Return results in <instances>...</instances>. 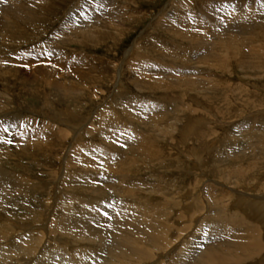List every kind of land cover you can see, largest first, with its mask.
<instances>
[{"label":"bare ground","instance_id":"1","mask_svg":"<svg viewBox=\"0 0 264 264\" xmlns=\"http://www.w3.org/2000/svg\"><path fill=\"white\" fill-rule=\"evenodd\" d=\"M130 1L120 0V6L124 8L123 12L117 11L113 16L108 17L109 19H103L100 14L107 12L116 2L119 4L117 0L87 2L84 6V15L82 14L83 16L81 17V15L75 16L74 13L70 14L69 20H66L63 28H60V36L57 39H61V44L66 47L70 46L72 37H75V40H73L75 43L82 46L84 44L96 46L98 42L100 43L106 39H111L113 42L116 41L127 31V28L123 26L125 24L128 25L130 19L134 20L132 23H136L147 14L138 13V16H135L134 12L131 13ZM134 1L136 2V0ZM215 1L221 3L211 5L210 1L202 0L203 9L199 6L200 10L208 11L210 18L207 16V19L202 21V25L207 32L199 33L200 31H196V26H194L197 23L199 25L198 18L193 14L194 10L191 2L194 1L170 0L168 6L170 5L173 8L172 11L177 10L179 13L171 11L167 13V21L170 22V27L164 30L167 31L168 36L175 39L174 41L177 40L176 43L182 42L184 45L181 43V46L177 48L178 53H176L179 55H175V51H173L175 48L169 49L173 51L174 54L172 55L170 51L160 49L161 47L157 44H162V42L154 40L157 47L155 51H157L156 54L161 53L165 57L168 56V60H174L175 62L176 60L178 61L179 56H182L181 65L185 67V70L181 65V67L172 68L152 61L150 56L144 55L146 52L139 54L137 51L138 47H132L129 54L130 56L136 54V61L129 63V67H131V82L134 83L137 89L140 91L149 90L150 92L162 90L161 95L166 100H169L170 96L182 100L181 98H184L185 95L183 93L188 92L190 95L189 100L199 103L204 108L201 103L205 101L202 99L206 98L211 101L227 88V85L221 81L223 79L222 75L218 72L221 70L230 72L232 62H236L242 70L243 68L246 69V60H248L246 67L249 68L247 69L254 68L257 71L260 69V72L261 69L264 70V0H252L245 6L237 5V0ZM59 2L57 4L56 0H0V28L10 37L17 36L21 42L28 43L33 36H29V32L27 34L24 32L25 27L38 24L47 26L52 24V19L56 22L54 19L56 6L65 5L68 1L62 0ZM226 2L228 3L225 4ZM198 4L200 5V3ZM233 6L236 7V10L241 9L239 11L241 15L238 13L239 17L236 15L237 13L231 14H235V17L237 16L238 18H234L231 15L226 16V8L230 7L232 11ZM185 14H188V17L184 16ZM215 14L223 18L221 21L225 22L229 18L231 20L232 17L233 21H235H230L231 25L229 24L228 26L217 23L209 24V20H213L211 16ZM105 20L108 21L104 23ZM73 22L78 23L75 27L69 28L68 25L74 24ZM208 25H213L214 31L209 32ZM155 26L161 27V22ZM162 26L166 27L165 24ZM173 26H178L181 31L172 28ZM181 26L183 29L180 28ZM105 27L107 29H103ZM37 28L40 30L39 34L43 37L46 31H44L45 27L39 29L38 26ZM224 31L226 32L224 33ZM252 31H255L253 35H251ZM242 32L246 33L245 36H240ZM55 34L58 33L55 32ZM53 40L56 41L55 38ZM186 45L190 47L187 46V49H184L182 46ZM248 52L253 59L248 58L249 56L247 57ZM56 54L54 53V55ZM171 64L174 63L172 62ZM200 64L202 67H200ZM215 68L219 71L215 70ZM91 69L85 70L84 76L82 75L83 72H81L80 75L84 77L83 82L88 84L89 89H92L95 84L104 85L105 80L100 76L103 74L96 71V73H93L94 71ZM56 82L58 83V81ZM220 85L221 87H219ZM4 88L6 89L7 87L5 86ZM68 88L70 87L68 86ZM179 89L184 92L181 90L183 93H180ZM177 90H179V93ZM4 91H0V117H4L6 112H8L5 110L10 106V99ZM58 92L61 93V96L66 97L65 91L61 92L59 89ZM83 92L85 93V91ZM73 93H76V91H73ZM87 102L90 103L89 99ZM47 103L46 105H48ZM132 106L128 104L124 114L127 113L129 119L141 120L146 127L144 129L149 128L150 132H155L156 138H152V136H147L148 138H146L144 134H141L143 132L140 133L129 126L128 129L117 131L116 135L111 134L106 137V140H103V142L113 147V149L109 148L113 151L112 153H107L108 150L106 152L103 149L99 150V148H92V151L81 150L83 145L79 148L80 151L78 148L70 147L68 154L64 153L67 154L66 156L61 155V165H63L65 171L61 176V180L62 178L64 179L63 181L60 180V182H62V191L64 190L63 193L65 194L56 195L58 197L53 201V204H55H52V207L50 206L49 213L33 211L29 209L31 207L23 208L14 205L16 215L13 217L20 219V221H7L0 224V242L6 243L5 245L0 244V264H264V183H258L261 177L258 178L256 176L259 170L264 168V138H261V141L250 144L255 156H259V159L257 157L254 158V164H248L252 159L249 160L245 157L244 152L240 154V146L235 148L226 146L222 150L215 148L213 153L215 163L211 172V176L215 177V180L206 179L210 182L203 180L201 185L195 184L196 182L192 185L193 182L191 181L189 188L181 189L177 188L176 185L178 183L173 182L172 179L171 181H166L165 179L157 178L159 176H149L148 178L140 179L137 174L151 169L154 160H160V162L163 160L161 164L172 160V155L169 153L170 150L165 149L164 144L168 143L169 146L176 145L175 147L180 150L179 146L189 141V139L196 143L199 139V130L196 131L197 126L195 125L203 120L202 113L186 105V113L189 111L190 116L186 123H183L182 121L185 118L181 117L180 114L170 118L168 117L170 110L167 111L164 105L160 106L156 102L146 100V98L139 100L136 97ZM205 108L207 111L210 110L208 105ZM177 110L180 111L178 108ZM177 110L175 109V111ZM194 112L197 113V116L193 114ZM154 113H156L155 117ZM103 115L105 116V114ZM157 115H159V118ZM111 116L108 119L104 118L105 121L103 119L106 125L110 127L108 129H111V125L115 126V123H113L114 118ZM18 118L21 119L20 117ZM155 118H158V120L155 123H151L150 121ZM6 124L7 122L0 118V141L1 144L4 143V146L5 144H10L11 146L12 143L9 140V136L15 129L14 127L12 129L7 127V130H5ZM34 124L36 123L31 122L30 124L29 120L25 121L24 119L21 122L23 127L20 125V128H34ZM53 124L55 125V122ZM74 124H76L75 121ZM139 124L143 126V124ZM37 129H43L44 132L39 130L31 134L28 131L30 134L28 136L34 135L36 137V144L34 143V145L37 146H31L30 149L26 142L29 137H25L26 135L21 136V143H18L17 146H21L22 151L30 152L34 156L33 159L31 157L32 160L30 159L31 163L38 160L48 163L47 159H54L56 152H59L56 148L64 145V138L67 133L53 125L45 128L37 125ZM45 130L48 132H45ZM14 132L13 135L15 136ZM206 132L208 133L209 131ZM40 134H45V138ZM197 135L198 139L195 140ZM38 136L46 139L45 145L42 139H37ZM77 136L76 133L73 135L74 142L77 140ZM212 138L210 136L207 138L210 140L206 141L209 150L213 149V143L214 146L218 144H215L217 139L215 137ZM211 139L213 140L212 143H210ZM208 148H205V150H208ZM236 148L237 151L233 150ZM209 150L208 152L210 153L211 151ZM199 151L201 152L200 149ZM200 152L197 150L196 153L198 154H195L201 155ZM6 154L0 150V209H4V214L8 212V215L9 211H11L6 204L8 200L19 202L20 200L17 201V198L19 199V197L21 198L28 193L29 196L30 192L34 193L35 190H41L44 187L43 185L47 188L48 183H50L47 181L51 179L46 181L45 179L47 178H42L41 180L46 181L43 182L39 180L40 177L37 179L35 175L34 178L36 177L35 180L37 181H33L24 177L23 174L20 175L14 171H9L1 162V157ZM73 155H80L78 158L81 157V159H76ZM228 158L234 161L229 159L230 163L226 162ZM77 162L81 164V170L83 169L84 175L79 173L82 171H74L72 170L73 166L70 167L73 164L74 166L77 165ZM174 162L178 163L177 165L174 164L176 167L182 164L178 161ZM105 163L110 164L104 166L103 164ZM244 163L248 164V166ZM51 166L49 167L48 165L45 167L46 169L44 168V171L41 170L40 172H43L46 176L49 175V178H51L49 171L54 172V167L52 168ZM91 167H95L96 170ZM60 169L62 168L59 167V171ZM107 176L109 178L113 177L116 182L109 183L105 179L101 181L102 178ZM75 178H79L76 182H79L78 185H74ZM195 178L196 176L194 175V178L191 179L194 180ZM149 179H152V181L147 183ZM97 180L98 183L95 182ZM227 183L234 184L237 187H244V190L251 193H240L239 197L234 198L226 191ZM250 185L253 186L250 188L245 187ZM71 187H76V189L74 191L69 190L72 189ZM173 189H175V194L170 193ZM75 191L79 195L75 194L77 193ZM79 191H84V194ZM142 193H155L159 196H147V199H145L141 195ZM34 196L37 198V195ZM117 196L124 203L115 206L108 202ZM154 197H159L158 199L160 200H154ZM14 202L11 203L13 204Z\"/></svg>","mask_w":264,"mask_h":264},{"label":"rangeland","instance_id":"2","mask_svg":"<svg viewBox=\"0 0 264 264\" xmlns=\"http://www.w3.org/2000/svg\"><path fill=\"white\" fill-rule=\"evenodd\" d=\"M59 1H62V0H58V1L56 0V3L57 4L60 3ZM67 1L68 2H66L65 5L62 4L61 6H58V5L56 6L57 8L54 10V19L56 20V22H54L52 19V22H51L52 24L47 25V26H45L44 24H38L36 26L32 25L31 27L30 26L25 27L24 32L26 34L29 32L28 35L33 36L31 41H28V43L21 42V40L17 36L10 37L8 34H6L0 28V73H1L0 74V77H1L0 78V88H1L0 91H4V89H5L4 87L5 86L7 87L4 92L9 97V99H10L9 105L11 106V107L8 106L9 108H7L5 110V111H8L9 113L8 112H6V114L4 113L5 114L4 117H0V118H1V120H5L7 122L6 126L3 125L6 127L5 130H7V127L11 128V129L14 127V129H15L14 131L16 132L15 133L13 131L15 136L13 135V132L10 133V136H9V140L13 145L11 144V146H10V144H5V146H4V143L1 144V141H0V145H1L0 150L4 153H7L3 157H1V160H2L1 162L6 166L5 168H7L9 171H14L16 173H19L20 175L23 174L24 177L30 178L33 181H37V180H35L36 177H37V179L40 177L39 180H41L42 178L43 179L47 178V179H45L46 181L48 179L52 180V181L51 180L47 181V182H50V183H48L47 188H45V185H43L44 187L41 188V190H38V191L35 190L34 193L30 192L29 196H28V194H29L28 193L27 195H24L21 198L19 197V199L17 198V201L20 200L19 202H16V201L14 202V201L8 200V202L6 204L8 205L9 210L11 209V211H12V212L9 211V214L11 216L9 214L7 215L8 212L6 214H4V212H5L4 209H0V214H1L0 215V224H2V222H7V221H16V222L20 221V219H16L15 217H13L16 215V213H15L16 210L14 209V205L15 206L17 205L18 207L21 206L23 208L31 207L29 209H32L33 211H38V212H42V213H49V209H50V206L53 204V201H55V199H57L58 196H61V193L64 192V190L62 191V182H60L61 176H62L63 172L65 171V169L63 168V165H61L62 164L61 157L64 155L66 156L68 154V150L70 149V147L71 148L75 147L76 149L78 148V150H79V148H81V146L83 145L81 150L85 149L86 151L87 150L92 151V148L93 149L99 148V150L103 149L105 152H106V150H108L107 153H112L113 151L111 149H113V147L108 145L107 143L103 142V140L104 139L106 140L107 139L106 137L111 135V134L116 135L117 131L128 129L129 126L133 127L134 130H137L140 133L143 132L141 134H144L146 138H148L150 136H152V138H156L154 135L155 132H150L148 130L149 129L148 127H147L148 129H144L146 127L142 123L141 120L140 121L137 119L133 120L134 118L129 119V117L127 116V113L124 114L125 113L124 110L127 108L128 104L130 106H132V103L134 102V99L136 97L139 100H141L142 98L143 99L146 98V100L148 99L149 101L156 102L160 106L164 105L165 109L167 108V111L170 110V112H168L169 113L168 117L171 118L174 116H179V114H180L181 117L185 118V120L183 119V121H182L183 123H186V120H188L189 116H190L189 111H187V113H186V110H187L185 108L186 105L190 106L191 108L197 109V111L199 110V112L202 113L201 116L203 119V120L199 121L198 123H196V125H195V126H197L196 131L199 130V134H198L199 139H198V135L196 136L197 138H195V140L198 139L196 141V143H194L191 139H189L190 142L187 141V142H185L186 144L183 143L182 145L179 146L181 151L175 147L176 145L175 146H172V145L169 146L168 143L164 144L163 145L164 148L170 150L169 153L172 155L171 156L172 160L165 161L163 164H161L163 162L162 159H161L162 162H160V160H154L152 163L151 169H148V171H146L147 173L142 171L141 174H137L138 178L142 179V178H148L149 176L150 177L151 176H153V177L159 176L157 178H162V180L165 179L166 181L167 180L171 181V179H172L173 182L178 183L176 185L177 188H181V189L189 188V186H191L189 184L192 182H193L192 185L195 182H196L195 184L201 185L203 183V180L204 181H207L206 179L215 180V177L211 176L212 175L211 172L214 168V163H215V159H213L214 149L220 148L222 150L226 146L228 148H231L232 146L234 148L240 146L239 147V152L241 151L240 154H242L244 152V155H246L245 157H247L249 160L252 159V160H250L251 162L250 161L248 162V164H254V158L255 157L258 158L259 156L258 155L255 156V154H254L255 152L253 153L250 144H253L257 141H261V138H264V70L263 69H261V72H260V69H259V71H257L256 69L251 68V67H250L251 69H247V68H249V67H246L249 61L246 60V65H245L246 69L243 68L241 70V68L239 67V65L236 62L231 61L232 66L230 67L231 68L230 72L225 71V70L224 71L221 70L220 72H218L222 75L223 79H221V81H223L227 85V88L225 89L224 92H220L219 95H217L218 96L217 98L214 97V99L211 101H209L206 98L202 99L203 101L206 102V103L205 102L201 103L204 108H202V106L199 105V103H196L195 101L189 100L190 95L188 94V92L186 93L182 89H179L180 93L184 92L183 95L185 94L184 98H181L182 100H178L174 96H170L171 98L169 97L168 98L169 100H166L164 98V96L161 95V93L163 92L162 90H158L156 92H154V91L150 92L149 90H146V91L141 90L140 91L139 89H137L135 87L134 83L131 82V73H130L131 67H129V63L136 61V59H135L136 54H134V55L132 54L133 56L132 55L130 56V54H129V51H131L130 49H132V47H134V48L138 47L137 51L139 54H143L146 52L144 55L150 56L152 61L162 63V65L163 64L168 65L172 68L173 67L178 68V66L179 67L183 66V65H181L182 64V62H181L182 56H179L178 61L176 60V62H175L174 60H172V61H170V59L168 60V56L165 57L161 53L156 54L157 51H155V49L157 48L156 42H162V44H159V43L157 44L158 46L161 47L160 49H163V51H170L171 52L170 54H172V55L174 54L173 51H175V55H179V54H177L178 53L177 48L181 46L182 42L176 43L177 40L174 41L175 39L168 36L167 31L164 30V29L167 30L170 27V22L167 21V19H168L167 13L170 11L179 13L177 10L172 11L173 8L170 5L168 6L170 0H136V2L134 0H131L130 1L131 13L134 12L135 16H138V13H147V14L144 15L143 17H141V19L138 18L139 20L137 19L138 22H136V23H132V22H134V20L130 19L128 21V25L125 24L123 26V27L127 28V31L119 39H116V41H114V42L111 39H106L105 41L103 40L100 43L98 42V44L96 46L86 45V44H84L82 46V45L75 43V41H73V40H75V37H72V41L70 42L69 47H66V46H64V44H61V39H57V37L60 36L59 35L60 28H63L65 21L69 20L70 14L74 13L75 16L81 15V17H82L84 15V6L87 4V2H97L98 0H67ZM117 1L119 4H117V2H116L115 5L112 6L109 10L107 8H104L108 11L104 12L103 14H100L103 19L108 18L111 15L113 16L114 13H116L117 11L123 12L124 8L120 6V0H117ZM191 1H194V2H191L193 4V6H192V9L194 10L193 14L199 20V25H198V23L196 25H194V26H196L195 30L200 31L199 33H206L207 31L204 28V26L202 25V21H205L207 19L208 11L206 12V11L200 10V7L202 8V5H201L202 0H191ZM208 1H210L211 5H213V4L218 5L221 3L218 1L216 2L215 0H212V1L208 0ZM250 1H252V0H237V5L240 4V5L245 6L247 3L249 4ZM198 3H200V5ZM227 3L228 2H226L225 4H227ZM226 9H227L226 10V13H227L226 16H229L232 13H237L236 15L238 16L239 11L241 10V9L236 10L235 6H233L232 11L230 10V7H227ZM254 9H257V8H254ZM209 11H212V10H209ZM77 12H80V13H77ZM212 12H214V11H212ZM244 13H245V11H244ZM242 14H243V12H242ZM52 15H53V13H52ZM239 15H241V14L239 13ZM49 16H51V15H49ZM66 16H67V19H66ZM184 16L188 17V14H185ZM231 16H234V18L239 17V16L235 17V14L231 15ZM249 16H251V15H249ZM95 17H97V16L95 15ZM208 18H210V17L208 16ZM211 18L213 20H209L210 21L209 24L217 23L220 25L228 26L229 24L231 25V22L233 21V17L231 18V20L229 18V20H227L225 22L221 21L223 18H220L218 16V14L211 16ZM106 21H108V20H105L104 23ZM159 22H161V27L155 26ZM188 22H189V20H188ZM73 23L74 24H72V25H68V27L69 28H72V26L75 27L78 22H73ZM163 24H165L166 27L162 26ZM38 26H39V29L40 28L42 29L43 27H45L44 31L45 30L46 31L44 33L45 35L43 34L44 35L43 37H42V35L39 34L40 30H38V28H37ZM172 28L179 30L178 26H173ZM180 28H182V26ZM207 28H208L209 32L214 31L213 25H210V26L208 25ZM103 29H107V27H105ZM179 31H181V30H179ZM55 32L58 34H55ZM225 32L226 31H224V33ZM254 32L255 31H252L251 35H253ZM245 34L246 33L242 32V33H240V36H245ZM54 38L56 41L53 40ZM154 40L156 42H154ZM159 40H161V41H159ZM135 42L137 45L134 44ZM169 43H171V44H169ZM51 45L52 46L55 45V46L52 47ZM187 46L190 47L189 45L182 46V47L184 49H187L186 48ZM172 48H175V49H173V51L169 50ZM61 50H63V51H61ZM53 52L57 53V54L54 55ZM247 57L250 59H253L251 57V55H249V52L247 53ZM247 57H246V59H248ZM172 62L175 65L171 64ZM84 63H86V64H84ZM94 64H95V66H94ZM196 65H197V62H196ZM200 67H202L201 64H200ZM86 68L87 69L92 68L91 70L94 71L93 73L98 72V73L103 74L100 76H102L104 78L103 80H105L104 85L95 84V86H93L92 89H89L88 84L83 82L84 77H82V75L84 76V74H85L84 73L85 70H87ZM182 68L185 70L184 66ZM17 69H19V70H17ZM82 69H84V70H82ZM7 70H10V71H7ZM215 70H218V69L215 68ZM254 71H256V72H254ZM81 72H83L82 75H80ZM120 72H121V74H120ZM56 81H58V83ZM48 83H50L49 86H48ZM68 86L70 88H68ZM91 86H92V84H91ZM219 87H221V85ZM13 88H14V90H13ZM59 89L61 92H64V91L66 92V97L61 96V93L58 92ZM77 89H79V90H77ZM179 90H177L178 93H179ZM181 90L183 92H181ZM73 91L74 92L76 91V93H73ZM83 91H85V93ZM86 91H87V93H86ZM80 92H82V93H80ZM177 92H175V94H177ZM240 93H242V94H240ZM58 94H60V95H58ZM68 96H70V97H68ZM88 99H89L90 103L87 102ZM79 100L81 101V105L83 104L82 106L80 105ZM261 100H263V101H261ZM75 102H76V104H74ZM46 103L48 105H46ZM51 104H52V106H51ZM206 105H208V107L211 111L210 110L207 111V109L205 108ZM123 107H125V108H123ZM177 108L180 111H178ZM175 109L177 111H175ZM84 110H86V111H84ZM182 110H184V111H182ZM5 111H3V112H5ZM102 114H105V116L106 115L107 116L106 117L104 115L102 116ZM155 114L156 113L153 114L154 117H155ZM193 114L195 116H197L196 112H194ZM0 115H1V113H0ZM45 116H47V117H45ZM110 116L114 118L113 123H115V126L113 127V125H111L112 126L111 129H108L110 127H108L106 125V122H104V121H105V119L110 118ZM18 117H20L21 119H19ZM157 117L159 118V115H157ZM67 118H68V120H67ZM78 118H79V120H78ZM158 118L157 119L155 118V119H153V121L151 120L150 122L155 123L158 120ZM24 119H25V121L29 120L30 124H31V122H33V123H36L37 125H39L40 127H44V128L50 127L53 125V126H56V128L61 129L67 133V136L65 137L67 139L65 140V138H64V143H63L64 145H61L60 148H56L57 150H59V152L58 151L56 152V157H54V159L53 158L47 159V161H49L48 162L49 164L45 163L44 161H39V160L33 161L31 163V160L34 158V156H32L30 154V152L22 151L23 149L21 146L20 147L17 146L18 143L19 144L21 143L20 142L22 139L21 136L26 135L25 137H27L29 132L32 134L34 131L37 132L39 130L41 132H44L43 129H37L36 124H34V128L31 127L32 129L29 127H27V129H23V128L21 129L20 125ZM103 119H104V121H103ZM18 120H20V121L18 122ZM73 120L75 121L76 124H74ZM77 120H78V122H76ZM49 122H52V123H49ZM54 122H55V125L53 124ZM45 123L47 126L45 125ZM139 123L143 124V126L140 125ZM75 125L78 127H76ZM79 125H80V127H79ZM201 126H203V127H201ZM106 127H107V129H106ZM69 128H71V129H69ZM106 130H107V132H105ZM206 131H209V132L207 133ZM237 131H238V133H237ZM20 132H22V133H20ZM45 132H48V131L45 130ZM258 132H260V133H258ZM75 133L78 136H77V140H75V142H74L73 135ZM205 133H207L208 136ZM40 135L42 136L43 134H40ZM205 135H206V137H205ZM39 136L37 137V139H42L44 142L43 144L45 145L46 139L39 138ZM210 136L213 138L215 137L217 139V142L215 144L218 143L215 146H214V143L212 144V148H213L212 150H209V148L207 146V142H206L207 140H210V139H207ZM11 137H13V138H11ZM28 137L29 138L26 139V142H27V145L30 147V149H31V146H37V145H34V143L36 144V137L34 135L28 136ZM43 137L45 138V134L43 135ZM258 138H259V140H258ZM212 139H211L210 143H212V141H213ZM30 140H32V141H30ZM238 140H240V141H238ZM76 142H77V144H76ZM204 143L206 146L204 145ZM73 144H74V146H73ZM183 146H185V147H183ZM202 146L205 148H208V150L211 151L210 153L212 155L208 152V150H205V148H203ZM86 147H87V149H86ZM253 147H254V145H253ZM9 148H10V150H8ZM109 148H111V149H109ZM192 149H193V151H192ZM194 149H196L195 150L196 152H197V150H198V152H200L199 151V149H200L201 155H196L198 153H196L194 151ZM6 150H8L11 153H9L8 151L5 152ZM233 150L237 151V148L233 149ZM245 151H247V152H245ZM25 153H27V154H25ZM64 153H67V154H64ZM27 155H30V156H27ZM73 156H75L77 159L80 155H73ZM176 156H177V158H175ZM31 157H32V159H31ZM6 159L7 160L9 159V160L7 161ZM78 159H81V157ZM229 159H231V158H228L227 161L225 159V161L230 163V161H228ZM174 161H178L180 164L181 163L182 164L180 166L176 167V166H174V164L177 165L178 163H175ZM231 161H234V160L231 159ZM57 164H58V166H57ZM105 164H103V165L108 166L110 163L109 164L105 163ZM244 164L248 166V164H246V163H244ZM48 165H49V167L51 165H53V166H51L52 168L54 167L53 173L51 170L49 171L51 178H49V175L46 176V174L44 175L43 172H40L41 170L44 171V168L47 167ZM153 165H154V167H153ZM209 165H211V166H209ZM230 165H233V164H230ZM263 165H264V162H263ZM72 166H73L72 170H74V171L79 172V171L83 170V169L81 170L82 166L79 162H77V165L74 166V164H73L70 167H72ZM59 167L62 168V169H60V171H59ZM91 168L92 169L94 168V170H96L95 167H91ZM55 169L57 172L55 171ZM77 169H79V170H77ZM209 169H211V170L209 171ZM263 169L259 170V172L257 173L260 176L256 175L258 178L261 177L259 179L258 183H264V176H263L264 170ZM67 170H66V172H67ZM79 173L81 175H84V171L79 172ZM89 173H91V172H89ZM51 174H52V176H51ZM161 174H162V176H161ZM35 175H36V177L34 178ZM194 175L196 176V178L194 180H192L194 178ZM197 175H199V176H197ZM28 176H30V177H28ZM203 176H204V178H203ZM106 178H102L101 181H103V179H105V181H109V183L114 182V181L116 182V180H114L113 177L109 178L107 176ZM63 179L64 178H62L61 181H63ZM78 179L79 178H75L74 185H78L79 182L76 183L78 181ZM53 180L56 182V185H55V182ZM41 181L46 182L44 180H41ZM150 181H152V179H149V181L147 183H150ZM95 182L98 183V180ZM207 182H210V181H207ZM99 183H100V181H99ZM252 186L253 185L245 186V187L250 188ZM76 187H71L72 189H69V190L74 191V189H76ZM222 188L224 190L227 189L226 191L230 195H232L234 198L239 197L240 193H243V194L251 193L249 191L244 190V187H240V186L237 187L234 184H228V186L225 187L226 189L224 187H222ZM174 190L175 189L170 191V193L175 194ZM173 191H174V193H173ZM75 192H77V191H75ZM79 192L81 194H84L83 193L84 191H79ZM63 194H65V193H63ZM75 194L79 195L78 192ZM34 195H37V198H35L36 196H34ZM56 195H58V196H56ZM141 195L144 196L143 198H145V199H147V196H150V197L159 196L158 194H155V193L154 194L142 193ZM31 196H33V197H31ZM156 198L154 197V200H160V199H158L159 197H156ZM11 202H14V203L12 204ZM108 202L111 204H114L115 206H117L118 204L124 203L122 199L118 198V196L113 197ZM12 214H14V215H12ZM23 216H25V215H23ZM18 218H20V217H18ZM0 244L5 245L6 243L0 242Z\"/></svg>","mask_w":264,"mask_h":264}]
</instances>
